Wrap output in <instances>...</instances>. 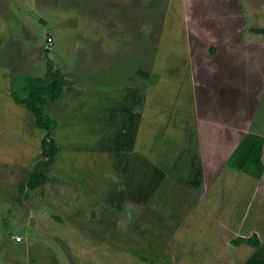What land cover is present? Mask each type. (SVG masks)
<instances>
[{
	"label": "rangeland",
	"instance_id": "1",
	"mask_svg": "<svg viewBox=\"0 0 264 264\" xmlns=\"http://www.w3.org/2000/svg\"><path fill=\"white\" fill-rule=\"evenodd\" d=\"M180 52L189 53L186 72L173 71ZM48 60L61 71L63 86L71 85L59 111L45 110L62 120L52 133L60 139L66 130L63 144L70 149L59 152L57 179L39 189L20 192L25 172L15 173L10 187L0 184V264H264V0H0V88L15 89L18 77L24 84L44 77ZM133 82L145 116L143 137L133 139L132 149L145 147L140 173L116 163L117 150L128 144L116 139L119 126L107 123L125 106ZM86 84L102 92L78 90ZM172 101L183 138L202 114L223 118L217 128L226 130L227 119L252 104L259 144L240 147L213 184L207 179L208 187L188 141L191 172H167L164 159L173 148L167 143L185 139L171 127L147 144L146 133L149 109L168 111ZM14 142L9 154L22 144ZM238 158L244 167L252 164L248 171L235 173ZM5 171L0 164V175ZM152 178H159L156 187L147 184ZM137 188L146 194L140 203L133 199ZM255 230L260 248L232 243Z\"/></svg>",
	"mask_w": 264,
	"mask_h": 264
},
{
	"label": "crops",
	"instance_id": "2",
	"mask_svg": "<svg viewBox=\"0 0 264 264\" xmlns=\"http://www.w3.org/2000/svg\"><path fill=\"white\" fill-rule=\"evenodd\" d=\"M187 51H189L188 47H187ZM242 53H245V52H242ZM188 54L189 53L180 52V53H177V55L173 56L172 59L174 60V63H172L173 64L172 67L174 68L173 69L174 72L177 70H182L183 72H186L185 67H183L182 65H184V60L186 58L190 59ZM170 58L171 57H169L168 60ZM15 80H16L15 82H17L15 89L12 90L11 88L13 87H9V90L5 91L4 89L0 88V148L2 150L4 149L3 150L4 155L0 156V164L4 166V168L6 169V171L1 173L0 175V184L3 183L7 185L8 187H10L8 184H11V182L9 181L12 180V178L15 176V173H17L18 175L21 172H25L24 173L25 175H23L22 180H27L29 178L30 173L33 170L34 166L43 159V155H42L43 141L45 137L47 136V131L40 129L37 126L35 117L32 114V112L28 109V107L24 103L16 102L13 96V92H16L17 95L23 98L26 96V92L23 95L21 92V89L19 90L17 88V85L20 83L18 86H21L22 84V88L24 89V84L19 81V77ZM135 85L137 84L133 82L127 87V88H130L131 86H133V88L130 89L133 93H131L129 95V98L125 100L127 102L125 103V106H123L122 110L111 115L109 122L107 123L108 124L110 123V126H113V124L118 125L119 132L115 135L117 137L116 139H120L121 141L123 139L128 144L127 146L125 145V147L124 145H122V148L117 150L116 154H118V156L121 158H119L116 163H118L120 168L123 169L125 172H127V170H130V171L139 170V173H140V172H143V170L141 169L142 166L140 165V161L143 160V164L145 162L144 161L145 155L142 154V150H143L142 143H141V146L137 144V150L135 151L134 154L132 153L133 152L132 149L136 148V143L133 141V139L139 140L141 137H143L142 125H143L145 116L142 117L141 119V113H142L141 88L139 86V89H137ZM70 90H71V85H70L69 90L63 86V91H62L61 96L57 100L48 101L44 105V115L45 117H49L50 119H52L53 125H55L56 122L61 119L60 118L56 119L55 117L52 118L46 113V111L48 110L50 111V113L52 112V110L59 111V109L57 110V108L59 107L60 103L63 102V99L66 96L67 97L70 96ZM78 90L85 91L87 93H92L93 91L97 93L102 92L95 86L89 85V84L78 86ZM259 98L260 99L264 98V84H263V92ZM166 107L167 108L169 107L168 111H164V112L162 111L161 113H159V110H156V109L155 110L153 109L154 111L150 110L148 123L151 126V133L155 134L161 130L160 126L158 128V122L159 123L162 122L163 119H159L158 116L164 119H166L165 117L173 118L175 111L178 112L177 109L179 105H178V102L175 103L174 101H172V103L170 105H167ZM250 108L251 110H248L246 114H244L243 116H240L239 118L235 116L231 119H227V122H231V124H229L228 128L226 127V130L217 128V125H223V121H222L223 118L221 119V117L217 116L216 117L217 120H221V121H214L210 113H207L206 115L202 114L201 118L197 120V124L195 128L192 130L191 134H189V136L186 138L184 143L180 145H177L176 143H169V142L167 143L168 148L170 147V144H173V148H172L173 153H172V149L167 151L168 152L167 157H165L164 159L165 163L166 164L168 163L167 172H171L172 174L173 173L181 174V172H191V167H193L195 164L193 163V159L192 161H190L191 160L190 156L192 158L194 157L191 155L189 149L188 151H186L185 143L188 141V143H190V147H192V143H193V147H195V154L197 156L198 167L203 172L204 185L207 183L208 180H209V185L211 183L213 184L214 182L213 180H215L216 178V173L219 171H222L224 168L228 167V165L230 164V162L226 163L227 159L232 160L234 157H238L240 154V147L252 149V146L253 145L255 146V144L260 139L259 134L256 133V131L255 132L253 131V121L255 119L254 118L255 117L254 105L251 104ZM135 113L137 115H135ZM146 113L145 115H147ZM154 115H156V117H154ZM127 116H130V119H127ZM126 120H128V123H131L130 126H128L129 124L128 125L126 124L125 122ZM65 124L67 125V127L72 125L71 122L65 123ZM165 129L166 130L164 131H167V129H170V128L169 126H167L165 127ZM52 131L53 130H51L50 134H51V137L54 139L55 144L59 147V152L70 149L69 147L67 148L63 144L69 138V135L66 134V130L60 135L58 134V136H60V139H57V136H54ZM170 131L174 133L173 130H170ZM115 136H113L114 137L113 139H115ZM219 137H224L226 139L225 143H220ZM14 138L16 140L22 141V144H20V149L18 150L17 153L9 154L6 151H9L10 148H13L14 143H15ZM121 144H124V143H121ZM258 144L259 142L256 145ZM178 148L181 150L180 153L175 152L177 151L176 149ZM59 152L53 163V168L55 167L56 168L54 170L52 168L49 173L48 178H50L51 180L57 179V178H54L53 176L54 174L52 172L58 171L59 158H60V156L58 157ZM219 152L221 153L223 152L222 153L224 154L223 160H220L221 155L220 156L218 155ZM130 156H134L133 167H131V169H129L130 166L127 164V161L130 159L129 158ZM244 158H248L247 152L244 154ZM124 160L125 161L127 160V161L124 162ZM147 160H148V164H150L151 166V169H153V167L156 165H154V163L149 158H147ZM237 160L239 161L240 165L235 169V173L237 172V170L246 172L248 171V167L252 165L250 164V165H247L248 167L247 166L244 167L243 165L245 164L243 163V159L238 158ZM160 163L162 162L158 161V164ZM223 165H224V168L222 167ZM154 168H155L154 170L158 172V169L156 167ZM135 172H134V175L137 177ZM4 174H5V177H9V179H6V181L3 182L2 178ZM189 176L186 179L187 182H189ZM138 178L140 180V185H141V182H143L141 179L142 177L140 176ZM48 181L49 180H47V182ZM127 183H128V186H130V181ZM190 183H192L193 186L200 187V183H197L195 180H190ZM147 184L153 186L151 182ZM122 185L124 186L126 184L123 183ZM128 186L125 187L126 188L125 190H127ZM205 186L208 187V185H205ZM135 187H138V186L135 185ZM137 190H138L137 191L138 194L134 193L133 199L135 203H138V202L140 203L141 202V195H140L141 189L137 188ZM101 194L103 195V193ZM125 195H128V194H124V197ZM145 195L146 194L144 193V196ZM107 202L110 203L109 199L107 200ZM255 232L258 233L257 230H255ZM243 237H248V236H243Z\"/></svg>",
	"mask_w": 264,
	"mask_h": 264
},
{
	"label": "trees",
	"instance_id": "3",
	"mask_svg": "<svg viewBox=\"0 0 264 264\" xmlns=\"http://www.w3.org/2000/svg\"><path fill=\"white\" fill-rule=\"evenodd\" d=\"M256 31L263 32L262 29H256ZM24 89L26 92L24 98L17 95L16 92H13V96L16 102L24 103L28 107L35 117L37 126L46 130L47 136L43 141V159L34 166L26 184H22L19 188L21 193L35 191L47 182L49 172L53 168V163L59 152V147L55 144L50 134L53 121L49 117H45L44 105L48 101H55L61 96L63 91L61 72L53 64V61L48 60L44 77L26 79ZM232 243L236 246L247 244L252 247H261V240L257 233H253L248 237H238L233 239Z\"/></svg>",
	"mask_w": 264,
	"mask_h": 264
},
{
	"label": "flooded vegetation",
	"instance_id": "4",
	"mask_svg": "<svg viewBox=\"0 0 264 264\" xmlns=\"http://www.w3.org/2000/svg\"><path fill=\"white\" fill-rule=\"evenodd\" d=\"M144 111H145V113H146V109H144ZM149 111H150V109H149ZM164 117H165V116H164ZM165 118H166V119L163 118L162 122L159 123V125H160V129H161V130L158 131V133H155V134H159V135H161V136H164V135L166 136V133H165L166 131H164V130H166L165 127L169 126L170 129H171V127L174 128L173 130H174L175 132H174L173 134H177V135H179V136H181V137L183 138V136H182V134H181L182 132H181V133H177V132H176V130L178 129V127H176V126H177V123H176V122H173L174 119H173L172 117H171V118H167V117H165ZM148 122H149V115H148ZM149 125H150V124H149ZM162 129H163V130H162ZM171 130H172V129H171ZM150 132H151V126H150V128H149V132L146 133V136L148 137V139H147L148 142H146L147 144L150 143L151 138L153 139V136L155 135L154 133H151V134H150ZM188 136H189V134H188ZM188 136H185V138H183V139L186 140V138H187ZM162 140H163V139H162ZM142 147H143V149L145 148L144 145H142ZM154 178H156V177H154ZM152 179H153V178H152ZM158 179H159V178H158ZM158 179L156 180V182H154L155 179L152 180V185H153V187H156V185H157V183H158V182H157ZM153 187H152L151 189H153ZM140 195H141V196H142V195L144 196V193L140 191ZM255 233H256V232H255ZM257 234H258V233H257ZM258 236H259V234H258ZM258 247H259V246H258ZM259 248H260V247H259ZM259 258L262 259V256L260 255Z\"/></svg>",
	"mask_w": 264,
	"mask_h": 264
}]
</instances>
